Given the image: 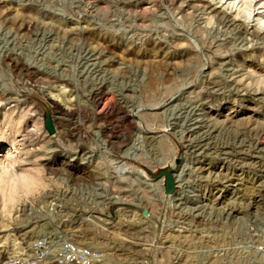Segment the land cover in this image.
I'll use <instances>...</instances> for the list:
<instances>
[{"label": "rangeland", "instance_id": "1", "mask_svg": "<svg viewBox=\"0 0 264 264\" xmlns=\"http://www.w3.org/2000/svg\"><path fill=\"white\" fill-rule=\"evenodd\" d=\"M213 6L0 0V156L64 181L0 218V264L60 233L96 264H264V34Z\"/></svg>", "mask_w": 264, "mask_h": 264}, {"label": "clouds", "instance_id": "2", "mask_svg": "<svg viewBox=\"0 0 264 264\" xmlns=\"http://www.w3.org/2000/svg\"><path fill=\"white\" fill-rule=\"evenodd\" d=\"M245 27L264 34V0H210ZM204 27L214 30L217 19L213 15L205 18ZM258 42L249 47L257 46ZM264 64V58L260 59ZM247 89L251 94L264 93V71L249 69L246 74ZM53 154L46 158L50 160ZM64 181L52 174L51 169L39 160L12 144V150L0 156V218L12 220L15 213L53 187H62Z\"/></svg>", "mask_w": 264, "mask_h": 264}, {"label": "built area", "instance_id": "3", "mask_svg": "<svg viewBox=\"0 0 264 264\" xmlns=\"http://www.w3.org/2000/svg\"><path fill=\"white\" fill-rule=\"evenodd\" d=\"M101 249L82 244L76 238L44 234L30 243V252L11 256L5 264H96L102 260Z\"/></svg>", "mask_w": 264, "mask_h": 264}, {"label": "water", "instance_id": "4", "mask_svg": "<svg viewBox=\"0 0 264 264\" xmlns=\"http://www.w3.org/2000/svg\"><path fill=\"white\" fill-rule=\"evenodd\" d=\"M180 158H177V163L179 162ZM153 176L156 177H166V186L165 190L166 193L172 194L175 190V179H174V168L168 169L165 171H161L159 174L151 173Z\"/></svg>", "mask_w": 264, "mask_h": 264}, {"label": "bare ground", "instance_id": "5", "mask_svg": "<svg viewBox=\"0 0 264 264\" xmlns=\"http://www.w3.org/2000/svg\"><path fill=\"white\" fill-rule=\"evenodd\" d=\"M213 8L216 10V11H219V12H223V10L219 7H216V6H213ZM9 151V150H8ZM29 247V246H28Z\"/></svg>", "mask_w": 264, "mask_h": 264}]
</instances>
